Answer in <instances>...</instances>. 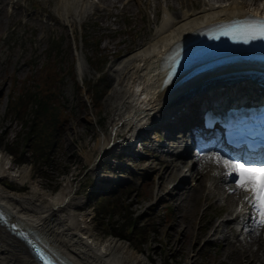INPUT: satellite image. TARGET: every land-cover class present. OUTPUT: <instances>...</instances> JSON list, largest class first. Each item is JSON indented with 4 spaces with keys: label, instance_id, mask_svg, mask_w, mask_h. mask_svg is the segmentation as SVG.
Listing matches in <instances>:
<instances>
[{
    "label": "rangeland",
    "instance_id": "374dc122",
    "mask_svg": "<svg viewBox=\"0 0 264 264\" xmlns=\"http://www.w3.org/2000/svg\"><path fill=\"white\" fill-rule=\"evenodd\" d=\"M0 1V37L6 38L4 41L0 40V151L10 154L6 149L10 145L23 154L26 158L23 163L31 169L32 179L37 180L40 188L47 193H53L63 179H70L73 185H80L79 197L90 199L89 206L95 208L94 233L100 240L114 235L113 230L117 231L121 227L125 229L124 224L128 219L130 224L125 232L131 230L129 248L135 253L147 255L152 264H235V253L240 254L239 249L234 250L232 256L226 257L222 250L230 246H225L224 242L210 243L214 239V236H210L219 219L217 213L220 210L214 199L205 200V192L200 190L193 214L194 221L190 220L187 234L183 231L189 222V206L186 202L187 190L193 185L191 181L182 186L181 202L178 204V201L170 197L171 189L168 193L165 192V186L173 187L178 182L179 175H170L165 181H161L159 167L163 164H154L158 167L157 171L142 172L146 158H131L123 154L121 164L124 165L120 170L109 171L104 164L103 174V158L97 166L96 174L113 175L111 172H114L117 175L122 172L120 174L131 181L126 184H110L111 180H108L99 188L109 183L113 191L98 195L96 192L101 189L96 190L95 174L91 172V164L84 156L85 152H89L96 157L98 150L94 146L97 137L110 132L113 124L110 118L114 115L108 108V95L116 87L114 70L120 65V59L153 36L155 30L152 27L158 22L153 23L152 8L143 9L141 5H137V0H132L133 5L129 9L120 8L123 0H96L99 8L101 9L102 4L104 9L98 13L97 19L89 20L90 16L74 14L83 8L82 5H86V0L75 2L71 6L72 16L65 11H58L61 6L57 4V0H20L17 6L24 3L23 8H28L31 4L38 9L41 4L45 7L48 5L52 16L61 17L59 22H54L52 20L55 17L51 16L48 24L42 20L23 23L19 9H15L13 16L9 17L5 12L6 0ZM254 1L256 6L261 5V0ZM42 12L48 14L46 10ZM97 40L101 41L98 46ZM105 58L108 61L96 88L101 91L92 96L87 91H79L78 82L81 84L95 80L97 73L93 67L99 64L97 62L100 59ZM34 87L38 94L49 96V102L62 110L56 144L52 141L47 161L46 158L36 160L32 154L35 141L32 128H38L32 127V124L45 122L39 116L37 122L33 123L34 107L29 108L24 104L21 110L24 108L26 114L20 115L17 114L18 107H13L15 102L18 103L17 99L22 96L23 90L32 92ZM155 129L143 134L144 138L153 136L152 139L156 142H163L164 137L160 138ZM126 131L124 126L121 135H126ZM47 134L45 131L40 135L41 144L44 143V138L49 139ZM109 153L110 151L107 154ZM148 153L144 151L146 157ZM15 157L10 156V162L7 163L8 166L10 164V169H16L22 164H17ZM168 160L176 161L175 157ZM201 169L204 170L203 167ZM1 183L19 193L28 192L25 183L20 185L7 178ZM163 193L169 195H163L167 200L160 201ZM233 197L234 202L238 200L237 196ZM157 199V204L153 205L152 202ZM229 203L231 200L227 199V204ZM86 208L83 206L81 211L86 212ZM173 223H178L179 227L172 230ZM253 244L242 248V252L248 254V257L257 247ZM238 262L243 264L244 258L240 257Z\"/></svg>",
    "mask_w": 264,
    "mask_h": 264
},
{
    "label": "bare ground",
    "instance_id": "6f19581e",
    "mask_svg": "<svg viewBox=\"0 0 264 264\" xmlns=\"http://www.w3.org/2000/svg\"><path fill=\"white\" fill-rule=\"evenodd\" d=\"M81 1L83 0H57V3L61 6L59 12L63 11V6L66 4L64 9L69 14L71 6L75 2ZM195 1L200 5L199 9H195L193 0H165L166 8L164 11L166 14L161 18L160 23L158 21L153 22H158L154 26L155 31L153 36L142 46L119 60L120 65L114 70L115 75H113L116 87L118 86L119 88H112L108 95V108L113 111L114 115L110 118V122H113L112 132L108 136L102 134L97 137L94 146L98 150L96 157H93L89 152L84 153L85 158L91 164V172L95 174L94 181L98 179L97 183L102 184L107 181V179H99L102 176L99 173L96 174L97 166H99L100 161L105 156H108L107 153L110 149L108 147L111 143L115 142L112 139V137H115L114 134H121L124 126L128 128L126 133L132 131L135 127H139L141 129L137 132L139 134L149 126L164 121L166 137L169 138V142L174 146L173 130L186 125L189 122V117L192 115L196 118V110L199 109V104L203 105L208 102L207 99L210 96L206 97V95L217 92L218 89L216 87L218 85H213L211 82L209 86L202 89L207 91L205 94H200L199 91L201 90L194 92L195 99H197L196 102H187V100L191 99V96L178 97L179 92L183 90L182 88L174 90L172 96L166 98L165 95L169 86L160 88L161 73L157 67L163 54L177 41L201 27L230 20L244 14H250V16L264 15V0H261V5L258 6H256V1L254 0ZM142 2H146V0H137L136 3L139 5L143 4ZM153 2L157 4L158 0H153ZM131 5H133V1L127 0L126 8L129 9ZM168 10L173 12L170 13ZM49 15L51 16L50 13ZM241 70L244 71L246 68L231 66L221 72L215 73L213 76L220 74L230 76L239 74ZM244 80L238 83V85L241 86ZM196 83L204 84L205 81L199 79L187 84H190L191 87ZM257 88H262L261 83H258L256 80L247 81L241 87V91H239L243 94L240 97H246L248 100L257 97ZM225 95L231 96L229 99L232 100L236 98V93ZM172 101H174L175 105ZM170 104L174 106L170 107ZM190 104H192L189 108L191 110L189 114L191 115L187 114L189 110L186 113L182 112V109H186L187 105ZM183 113L185 116H182ZM115 127L117 128L115 129ZM114 147H111V149ZM127 147H129V144ZM175 151H177L176 148L172 150V152ZM211 157L212 155H210L207 161H213ZM9 159V154L0 151V207L8 214L9 222H16L21 227H26L42 237L50 249L58 252L71 264H152L147 255L133 252L122 238L108 235L100 240L95 236V224L91 220L92 218H90L88 213L81 211L82 206L85 205V200L83 196L82 198L78 195L80 185H73L70 179H63L53 193H47L40 188L37 180L32 179L31 169L26 163L21 164L16 169H10V166L7 165ZM160 161L159 165L163 164L159 167V178L161 181H165L170 175H184L181 178L184 181H180L179 184L171 188L172 193L170 197L178 201V204L181 202L180 190L183 188L182 186L185 181L189 177L197 178V182L188 191L186 202V205L189 206L187 210L189 222L183 231L187 234L190 220L194 221V210L198 204L199 193L202 190L206 177V175H203L199 163L200 165L206 163L202 158H198V166L192 171L185 166L186 162L184 158L180 159V161L169 162V160H166V162L163 159ZM144 164L145 167L142 168V172L158 170V167L154 165L156 164L154 160L146 158ZM219 164L221 163L219 162ZM103 176L111 180L110 184H115L116 182L126 184L129 180L128 177L122 174H105ZM210 177L211 185L208 188V194L211 193L212 189H217V180L219 183L222 182V178L213 172L210 174ZM4 178L20 185L27 184V194L6 188L1 183ZM110 184H106L104 186L105 189L110 188ZM214 192L217 199L224 197L234 200L233 195L228 194L224 196L226 193L224 190L219 189ZM236 193L239 194V197L246 194L245 191L240 190L237 186ZM159 199L160 201L167 200L163 194L160 195ZM154 202L157 204V200ZM223 225L226 228L229 227L228 223H223ZM178 227V223L171 225L172 230ZM219 228V224L214 226L210 238L218 234ZM225 238L226 236L224 235ZM246 238L252 240L253 245H257V249L252 250L253 253L248 257V254L242 252V248H244L243 243L241 248H239L240 254L235 253L234 263L240 264L238 261L240 257H243V264H264V226L257 227ZM222 239L223 237L221 236L217 242ZM237 242L235 241L232 244H236ZM230 247H224L222 250L224 256L230 257L235 252L234 250H237L234 246ZM0 264H40L32 255L26 243L12 234L9 228L2 222H0Z\"/></svg>",
    "mask_w": 264,
    "mask_h": 264
},
{
    "label": "trees",
    "instance_id": "16d2710c",
    "mask_svg": "<svg viewBox=\"0 0 264 264\" xmlns=\"http://www.w3.org/2000/svg\"><path fill=\"white\" fill-rule=\"evenodd\" d=\"M58 56V54H57ZM105 59L100 60V62L97 66H94V68L97 71H102V67L105 63ZM51 69H52V64H51ZM96 84L87 81L85 82V88L88 94L92 95H97L98 90L96 89ZM79 88V86H78ZM36 87H34L31 91L29 92V90H23L22 92V96L19 97L17 99L18 103H14L13 107H18V111L17 114H26V110L23 108L21 110V107L26 104L28 105L29 108L34 107L33 109V113H34V119H33V123L37 122L38 117L41 116L43 122H45V124H32V127H37V129L32 128V131L35 132L34 136L35 137V141L33 143L32 146V154L33 157L36 158V160L39 159H45L46 161L48 160V155H49V149L53 146L52 141H55L56 144V140L58 133L57 130L59 129V125H60V121L62 118V113H61V109L57 106L54 107L53 103L49 102L50 101V97H45L43 94H38V91H36ZM81 89V88H80ZM27 126L29 124H26ZM47 131V135L49 137L48 138H44V143L41 144L40 140H41V134H43V132ZM13 156H16L15 159L17 161V163H23L26 161V158L24 157L23 154H20L19 151L17 149H14L13 146H8L6 148ZM131 188V187H130ZM128 188V189H130ZM132 189V188H131ZM129 213V211H128ZM126 212V216L128 214ZM125 216V218H126ZM130 224V220L126 219V223L125 225V229L128 228V225ZM127 227V228H126ZM124 228H119L117 231L113 230L114 232V236H118L121 238L125 237L126 239H128L129 241L132 240L131 232H129V230H127V232H125ZM141 236V233H140Z\"/></svg>",
    "mask_w": 264,
    "mask_h": 264
},
{
    "label": "snow or ice",
    "instance_id": "6c2138e0",
    "mask_svg": "<svg viewBox=\"0 0 264 264\" xmlns=\"http://www.w3.org/2000/svg\"><path fill=\"white\" fill-rule=\"evenodd\" d=\"M261 35H264V28L257 29ZM226 164H230L231 168L236 171L238 179L236 181L237 187L250 193L245 197L253 208L256 210L259 217V223L264 226V165L256 167L254 165L246 166L243 163H231L226 161ZM260 173L259 179H257L256 173Z\"/></svg>",
    "mask_w": 264,
    "mask_h": 264
},
{
    "label": "water",
    "instance_id": "95a60500",
    "mask_svg": "<svg viewBox=\"0 0 264 264\" xmlns=\"http://www.w3.org/2000/svg\"><path fill=\"white\" fill-rule=\"evenodd\" d=\"M0 220L9 228L12 234L16 235L22 241L26 243L30 252L35 257L36 260L43 262V258L50 260L53 264H71L64 257H62L58 252L50 249L49 245L45 240L31 231L28 228L21 227L16 222H9L8 214L5 210L0 207ZM48 264V263H47Z\"/></svg>",
    "mask_w": 264,
    "mask_h": 264
}]
</instances>
